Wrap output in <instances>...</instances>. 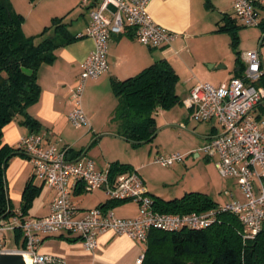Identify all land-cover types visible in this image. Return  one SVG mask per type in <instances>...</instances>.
I'll return each mask as SVG.
<instances>
[{
  "label": "built area",
  "instance_id": "1",
  "mask_svg": "<svg viewBox=\"0 0 264 264\" xmlns=\"http://www.w3.org/2000/svg\"><path fill=\"white\" fill-rule=\"evenodd\" d=\"M154 0H82L89 9L90 22L80 38L95 41V50L82 65L76 86L72 90L73 109L69 121L76 129L90 128L83 109V95L89 80L109 71L108 53L113 36L131 29L139 42L150 48L167 47L177 34L155 23L149 13ZM234 14L244 27H258L264 19V0H233ZM246 71L242 78L233 77L220 87L199 83L183 100L194 120L216 122L222 133L211 137L202 151L216 158V167L224 179L237 181L243 202L236 199L206 212L188 214L164 213L155 207L143 177L137 170L115 175L109 167L99 169L88 158L72 160L70 147L58 150L48 147L39 134L23 137L15 148L30 158L36 179L55 193L51 213L45 217H23L22 213L0 218V254L28 255L31 264H59L40 248L45 238L63 234L79 238L88 252L99 246L101 235L112 231L141 243H147L153 230L177 232L185 229L204 230L212 227L221 213L236 216L244 227V239L254 240L264 228V122L255 110L264 102V76L259 51L244 55ZM217 127V129H219ZM179 153L158 156L155 163L172 167L184 163ZM102 191L110 200L132 201L139 212L132 218H120L113 209L83 211L73 201L76 189ZM23 231L25 246L8 249V233ZM143 253L136 264H142Z\"/></svg>",
  "mask_w": 264,
  "mask_h": 264
},
{
  "label": "crops",
  "instance_id": "2",
  "mask_svg": "<svg viewBox=\"0 0 264 264\" xmlns=\"http://www.w3.org/2000/svg\"><path fill=\"white\" fill-rule=\"evenodd\" d=\"M10 1L15 11L25 17L23 31L27 36H37L52 24L53 19L64 18L69 31L78 37L85 33L90 22L89 9L82 6V0H33L29 5L25 4V0ZM149 13L155 23L176 33V40L167 47L150 48L141 44L131 29L122 35L113 36L108 53L109 71L98 79L89 80L84 90L82 104L90 128H74L69 121V113L74 105L72 90L83 70L84 61L95 50V41L80 38L57 50L56 60L40 68L38 78L42 88L41 99L28 112L42 123L43 127L38 134L45 138L46 146L58 150L70 147V159L88 158L99 169H106L113 162L120 161L109 157L104 148L101 152L93 153L92 147L99 144L103 137L113 134L119 136L118 130H108L111 115L117 106L112 88L114 80L123 81L134 77L155 62L167 60L180 77L177 93L180 89L183 93L180 97L184 100L199 83L220 87L235 76L236 62H227L223 58L221 43L225 42L224 39H208V36L214 35L216 22L218 25L225 14L233 15V0H209V5L206 0H154L150 4ZM51 35L52 32H49L45 37ZM261 57L264 68L262 52ZM211 65L214 67L209 68ZM263 108L260 105L254 112L261 120ZM21 120L22 117L17 116L4 128V145L16 147L23 137L31 134L30 129L21 124ZM196 156L199 157V154ZM31 166L34 176L30 158L16 155L9 161L6 169L8 195L24 179L26 170ZM32 176L26 180L24 188ZM146 187L151 195L156 196L151 193L147 183ZM22 193L12 194L20 200L19 210ZM54 196L52 189L44 187L25 217L49 215ZM77 196L74 191L72 199L76 204L74 198ZM113 210L120 218H132L137 216L139 206L129 202ZM144 246V243L109 231L100 236L99 246L94 252L86 251L78 238L67 234L45 238L40 250L56 258L59 264H136L146 251Z\"/></svg>",
  "mask_w": 264,
  "mask_h": 264
},
{
  "label": "trees",
  "instance_id": "3",
  "mask_svg": "<svg viewBox=\"0 0 264 264\" xmlns=\"http://www.w3.org/2000/svg\"><path fill=\"white\" fill-rule=\"evenodd\" d=\"M206 2L209 5V0ZM24 22L25 17L15 11L10 0H0V218L18 213L13 210L8 195L6 169L9 161L16 155L27 157L17 148L4 145L3 130L17 116H21V124L30 129L31 134L39 133L42 123L28 112L41 99L38 72L43 65H50L56 60L57 50L80 39L69 31L64 18L53 19L52 24L37 36L24 33ZM259 27L264 30V19ZM218 31L229 33L232 46L237 47L236 16L225 14L218 23ZM49 32L52 35L45 37ZM245 71V63L238 55L234 77L242 78ZM179 82V75L167 60L155 62L134 77L114 80L112 88L117 106L111 115V122L118 125L119 136L131 143L152 142L154 139L151 138L158 131L156 115L159 111L171 110L179 104L184 106L177 93ZM259 86L264 87V76ZM214 129L217 131L216 126ZM109 169L111 175L135 170L120 162H113ZM36 180L35 175L32 176L23 190L19 210L23 217L29 213L45 187L36 184ZM85 193L83 187L76 189L78 196ZM152 197L155 207L164 213H200L218 206L208 195L198 192L186 193L171 200ZM129 202L132 201L109 199L98 207L115 209ZM14 237L17 247L25 246L21 229L15 231ZM146 244L142 264H264V228L254 240H245L242 223L229 213L219 214L217 222L204 230H153Z\"/></svg>",
  "mask_w": 264,
  "mask_h": 264
},
{
  "label": "rangeland",
  "instance_id": "4",
  "mask_svg": "<svg viewBox=\"0 0 264 264\" xmlns=\"http://www.w3.org/2000/svg\"><path fill=\"white\" fill-rule=\"evenodd\" d=\"M24 2L29 5L33 0ZM233 17H235L234 13ZM214 26V35L208 36V39H224L225 42L221 43V51L227 62L235 64L239 55L245 63L244 55L248 52L258 51L260 45L264 56V30L262 27H244L237 19L239 43L234 48L231 35L227 32H219L217 22ZM179 94L180 96L183 94L180 89ZM156 120L159 133L152 142L135 145L117 134H113V137H103L99 144H95L94 148L92 147L93 153L101 152L104 148L109 157L130 165L140 172L151 193L164 200L181 198L190 192L208 195L218 206L234 199L241 202L245 200L237 181L224 179L216 167V158L208 157L202 151L208 142L207 137L222 133V128L216 122L199 123L193 119L190 111L180 104L171 110H160L156 115ZM262 122H264V112ZM215 126H218L219 131L214 129ZM108 130L114 132V130H118V125L110 122ZM174 153L183 155L184 163H178L172 167L155 163L158 156H168ZM197 154L199 157L196 156ZM32 174L31 166L26 170L24 179H21L15 185L14 190L10 192L9 198L13 210H19L20 200L12 194L20 195L26 180ZM35 182L39 183L38 180ZM74 199L82 209L86 210L94 209L109 200L99 190L87 192ZM14 238V233H8V249L17 248ZM144 245L146 249L147 244L144 243Z\"/></svg>",
  "mask_w": 264,
  "mask_h": 264
},
{
  "label": "water",
  "instance_id": "5",
  "mask_svg": "<svg viewBox=\"0 0 264 264\" xmlns=\"http://www.w3.org/2000/svg\"><path fill=\"white\" fill-rule=\"evenodd\" d=\"M258 51L261 55V45H260ZM213 67H214V65H211V67H209V68H213ZM218 68H220V67H218ZM25 71L30 73V74L32 73V71L27 70V69H25ZM261 106L264 107V102L261 103ZM12 114H13V112H12ZM158 133H159V131H157V133L151 139H154ZM144 143H147V142H142V143L133 142V144H135V145L144 144ZM0 264H31V262H30V258L28 255L10 252V253L0 254Z\"/></svg>",
  "mask_w": 264,
  "mask_h": 264
}]
</instances>
